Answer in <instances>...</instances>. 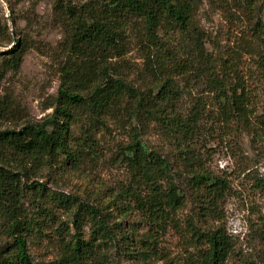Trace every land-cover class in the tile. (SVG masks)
<instances>
[{
	"label": "rangeland",
	"instance_id": "374dc122",
	"mask_svg": "<svg viewBox=\"0 0 264 264\" xmlns=\"http://www.w3.org/2000/svg\"><path fill=\"white\" fill-rule=\"evenodd\" d=\"M11 2L21 37L44 51L26 50L17 69L2 66L6 56L0 57V129H19L52 115L61 84L59 56L68 45L54 0ZM0 4V19L13 36L8 6L4 0ZM141 29L135 26L116 48H85L74 56V66L88 71L107 65L143 94L171 78L181 93L177 112L187 122L198 114V121L176 133L139 110L138 99L131 96L100 114L77 110L71 126L72 148L82 152L77 165L35 169L20 181L21 208L36 224L27 238L33 264H55L66 242L79 234L88 240L92 232L88 218L77 228L76 207L64 208L55 198H77L102 209L112 228L120 220L112 199L131 183L124 148L137 136L147 149L170 161L183 206L169 221L153 220L152 225H162L163 230L156 227L152 232L150 214L133 209L127 235L114 228L115 241L101 245L105 257L87 264H203L204 246L193 231L217 226L232 239L225 264H264V0H197L186 31L161 32L163 48L154 47ZM9 38L0 33L1 52L15 44ZM237 83L244 90L247 109L245 116L232 117L223 95ZM196 171L207 174L211 182L197 185ZM6 224L0 214V260L13 242ZM149 234L156 242L143 259L138 254Z\"/></svg>",
	"mask_w": 264,
	"mask_h": 264
},
{
	"label": "trees",
	"instance_id": "16d2710c",
	"mask_svg": "<svg viewBox=\"0 0 264 264\" xmlns=\"http://www.w3.org/2000/svg\"><path fill=\"white\" fill-rule=\"evenodd\" d=\"M4 2L15 27L16 39L9 36L7 22L2 23L0 19V33L8 35L11 43H15L6 52L0 51V57L6 56L2 66L17 69L26 50L34 48L43 52L44 49L30 46L26 38L21 37L20 30L16 27L15 7L11 0ZM196 4L197 0H88L83 4L73 3L72 0H54L53 10L64 27L68 41L59 56L62 75L54 111L49 117L25 124L19 129H0V214L6 220V230L13 240L11 249L6 258L0 260V264H33L27 252V238L32 226L36 224L33 219L29 220L25 216L21 208L20 181L22 175L35 169L77 165L82 152L74 151L71 143V126L78 116L77 110L86 108L92 114H100L120 103L125 96H131L138 99L139 110L164 122L176 133L189 129L192 123L198 121V114H192L193 117L191 115L187 122L177 112L181 93L171 78L161 80L147 94H143L107 65L87 71L79 70L73 64L74 56L82 53L85 48L101 51L118 47L137 25L141 26L144 36L154 47L163 48L161 32L172 29L186 31ZM262 35L264 42V30ZM261 67L264 69V54L261 57ZM243 91L238 83L228 86L223 95L228 115L245 116L247 105ZM262 127L264 130V120ZM124 150V161L131 174V183L119 190L112 199L120 219L113 224V228L108 225V216L102 209L77 198H55L54 201L64 208L76 207L73 222L77 228H80L84 218H88L92 224L89 239H83L79 234L66 242L64 251L55 264H87L104 256L101 245H109V242L115 241L114 228L121 232L126 230L128 216L133 209L150 214L152 219L149 231L152 232L156 227H159L158 231L163 230L162 225H152L153 220L169 221L183 206V195L171 177L172 165L167 158L147 149L139 136ZM193 179L197 185L211 182V178L200 171L194 173ZM41 190L44 187L41 186ZM125 233L124 236L128 232ZM193 237L204 246L203 264L227 262L232 250V239L224 227L195 229ZM155 240L154 234L143 239L142 243L146 245L138 255L143 259L149 257Z\"/></svg>",
	"mask_w": 264,
	"mask_h": 264
},
{
	"label": "water",
	"instance_id": "95a60500",
	"mask_svg": "<svg viewBox=\"0 0 264 264\" xmlns=\"http://www.w3.org/2000/svg\"><path fill=\"white\" fill-rule=\"evenodd\" d=\"M10 19V18H9ZM13 37H14V39H16V36H15V33L13 32Z\"/></svg>",
	"mask_w": 264,
	"mask_h": 264
}]
</instances>
